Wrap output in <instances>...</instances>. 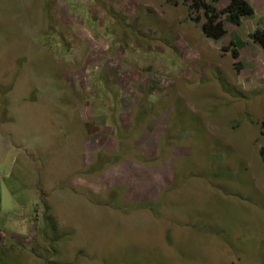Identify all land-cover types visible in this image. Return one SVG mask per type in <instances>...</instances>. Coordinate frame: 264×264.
Listing matches in <instances>:
<instances>
[{
    "label": "rangeland",
    "instance_id": "374dc122",
    "mask_svg": "<svg viewBox=\"0 0 264 264\" xmlns=\"http://www.w3.org/2000/svg\"><path fill=\"white\" fill-rule=\"evenodd\" d=\"M247 1L212 40L187 0H0V264H264Z\"/></svg>",
    "mask_w": 264,
    "mask_h": 264
},
{
    "label": "trees",
    "instance_id": "16d2710c",
    "mask_svg": "<svg viewBox=\"0 0 264 264\" xmlns=\"http://www.w3.org/2000/svg\"><path fill=\"white\" fill-rule=\"evenodd\" d=\"M168 1L173 3V5H176L177 3V0ZM220 1L221 0H187L189 3L187 8L189 15L194 14L196 16L192 21L194 24L200 26L202 35L207 39L220 40L226 35L227 31L223 21L232 26L238 27L241 25L243 18L251 17L255 13L253 6L247 0H228L227 5L224 8L218 9L217 5ZM202 18H204L203 23L201 22ZM247 38L251 42L259 45L261 50L264 52V28H258L251 31L247 35ZM230 45L233 47L235 46L233 42H230ZM224 51H229V49L224 48ZM231 56L234 60H237L239 57V53L235 47L231 50ZM260 154L264 158V148L260 150ZM118 160L119 156L116 155L108 158L110 165L116 163ZM135 205L136 206L133 207L135 209H148L150 211L154 209L153 204L151 206L150 203H141ZM48 217L50 222L55 223V220L52 216L48 215ZM53 234H55L54 237H52ZM53 234L49 239L50 245H54L60 241V239H62L61 233L54 231ZM52 248L54 249L52 250V256H57L55 248L53 246ZM49 249L51 248L49 247ZM47 253L48 252H46V254ZM38 257L43 258L45 260V264H62L61 262L52 260L51 257L45 255Z\"/></svg>",
    "mask_w": 264,
    "mask_h": 264
}]
</instances>
